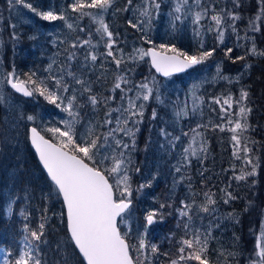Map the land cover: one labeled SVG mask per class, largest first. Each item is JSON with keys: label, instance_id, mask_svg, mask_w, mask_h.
<instances>
[{"label": "trees", "instance_id": "trees-1", "mask_svg": "<svg viewBox=\"0 0 264 264\" xmlns=\"http://www.w3.org/2000/svg\"><path fill=\"white\" fill-rule=\"evenodd\" d=\"M27 1L31 2L38 11L45 10L47 6H51L52 2V0ZM137 2L138 0H131V3L128 0H114L111 6L112 15L107 19V25L117 41L116 50L121 49L126 55L130 51L131 43L135 40V35L131 32L132 26L129 24V21L133 23L132 13L128 14L127 9H131ZM199 7L208 9V14L203 18L202 23L208 21L214 24L211 16L216 13L236 12L241 17L235 22L237 32L232 31V21L225 15L223 43L216 41V31L212 28L213 31L206 32L203 47L200 46L198 40L191 38L185 31L179 36L154 39L152 44H146L155 46L157 49L160 44L175 45L177 49L189 55L215 48L212 57L195 67L210 63L211 60H219L221 74L227 75L229 79L203 84L198 92L201 97L199 112L180 121L177 129L183 137L186 139L193 130L201 132L207 151L191 159V163L182 168L181 177L177 182L167 186L163 185L154 163L156 158L159 159L157 156L163 157L165 152L166 143L161 129H168V125L165 122L161 124L160 121L155 128L153 123L148 126L144 121L136 136L140 147L138 146L139 151L135 156L134 168H139L140 172L137 173L135 179L140 184L148 185L149 181L151 183L132 193L131 210L139 220H142L143 214L150 211V204L154 201L149 203L148 200L157 194L164 198L163 208L157 202L155 203L157 207L155 211L158 212V216H163V220L158 219L156 223L149 225L142 235L147 244H155L159 249L155 254L151 252L150 247L145 250V255L149 258L145 264H169L170 259L178 255L181 239L189 238L195 230L201 233L210 230L206 252L210 264H225V257H227V264H248L256 251V235L264 211V56L251 54L248 50L254 42L258 51H264V22H256L260 29L256 32L248 27V23L250 19L259 14L261 3L260 0H239V7H237L235 0H199ZM3 16V13H0L1 25L4 22ZM43 21L45 20L35 15L34 30H32L34 26L28 25L21 26L22 31L18 33L16 29L13 30L17 35L11 42L7 57L9 66H12L20 79H26L31 72L36 73L34 78L46 79L50 76V72L44 68L46 55L52 52V47L48 42L49 36L43 34L48 27L47 22ZM201 25L204 26V24ZM91 36L95 37L94 34ZM61 47L63 48L61 55L54 60V66L58 68L63 65L65 72L71 71L74 60L77 58L75 57L73 61L69 60V53L72 50L69 48L67 55H63L67 48L66 43H61ZM227 48H233V52L229 55H225ZM238 56H244L245 59L236 60ZM122 59L128 64L123 72L129 76L128 79H137V72L141 69L143 71L140 77L146 74L154 76L145 57L130 59L127 56ZM138 63L139 68L136 69ZM112 64L113 62L109 64V69L105 68L102 72L93 70L92 73L81 74L83 79L87 76L86 80L91 87L89 95H97L100 98L98 105H90L89 108L86 106L84 109L87 115L91 107L94 109L91 119L102 120L105 118V113L112 109V103H116L118 90L113 91L114 73L111 77L109 76L111 72L108 76L106 72L111 71V67L114 66ZM245 65L250 67H245ZM181 76V74L172 75V78L180 79ZM70 86L75 88L77 98L83 94L80 85L77 86L74 82ZM242 89L249 93L247 100L243 103L251 109V112L247 115L249 127L243 131L238 130L236 133L240 136L241 144L240 151L234 155L236 145L232 140L233 132L229 130L234 124L229 121L239 118L237 114L241 105L235 101L240 100ZM12 96L15 99L14 104L19 102L17 106H20L16 108V113L23 117L31 114L35 119L21 121V126L18 128L23 141V149L17 169L11 165L9 160L4 159L5 151H0V180L2 181L9 169H6V165H11L12 179L21 186L17 189L18 197L23 198L21 202H18V197L13 199L10 212L9 205L4 201L0 202V248L5 251V255L11 251V258H14L18 253V248H23L24 236L28 235L24 231V225L28 224L31 229H37L40 223H44L42 240L36 242L39 250L34 251L42 264H63L65 259L68 260V264H83L67 236L59 196L52 191V184L39 167L26 140V128L32 125L43 136L54 143L57 142L44 129L42 120L49 122L48 120L51 119L53 122L55 116L63 114V110L50 104L39 93L27 99L14 93ZM229 96L232 98L230 108L223 104L224 99ZM108 97H115V99H108L105 103ZM217 98L221 101L220 103L215 102ZM79 102L82 103V101L77 103ZM163 124H165L164 127ZM245 144L250 149L248 153L243 151ZM245 156L251 158L252 163L257 166L256 173L246 180L237 181L234 175H240L242 171H251L252 168L246 163ZM130 180L132 181L131 178ZM228 192L237 199L225 203ZM205 193H210L216 201L215 205L210 206L213 210L209 212L199 211L198 208L199 205L205 203ZM193 201L195 204L189 212L191 216L189 220V217L181 216L178 210L182 207L181 202L193 204ZM44 217L46 219H42ZM185 224L189 225L188 229H185ZM132 237H127L128 243L137 245ZM165 253L168 255H164ZM221 253L224 255L222 256ZM228 253H235V256H228ZM130 255L134 260L136 259L135 249H130ZM187 264H199V262L188 261Z\"/></svg>", "mask_w": 264, "mask_h": 264}, {"label": "snow or ice", "instance_id": "snow-or-ice-1", "mask_svg": "<svg viewBox=\"0 0 264 264\" xmlns=\"http://www.w3.org/2000/svg\"><path fill=\"white\" fill-rule=\"evenodd\" d=\"M9 6L16 4L23 5L31 12L38 15L45 21L64 20L65 15L63 12L57 13L53 9L47 11H38L33 7L31 3H27L26 0H8ZM131 3V0H128ZM199 6V0H196ZM114 0H73L69 5L73 12L79 13L80 17L89 16L98 24L96 31L101 34V37H107L106 48L107 56L112 57L117 68L123 62L122 58H117L113 52V45L115 40L113 39V33L110 31L109 26L104 21L103 13L107 12L113 5ZM261 8L258 15L249 20L248 27L253 31H259L257 21L264 22V0H260ZM188 0H177L174 12L173 22L180 21L182 17L178 15L181 13L185 6H187ZM235 4L239 7V0H235ZM160 4L157 0H150V3L141 11L142 16L151 18V10H159ZM91 10H97L95 12ZM208 14V9L201 8L193 14V24L199 25V22ZM227 15L232 21V31L235 33L237 29L235 22L241 17L236 12L216 13L211 16V20L215 24V31L217 40L223 43L225 36L224 16ZM129 24L133 28H138L139 24H133L129 21ZM69 28H72V24H68ZM213 31L212 28L208 29ZM196 35H200L197 30ZM247 35V34H246ZM239 39V36L237 37ZM15 39V34H13ZM147 43L152 44V40L148 39ZM78 44L80 46L90 45V40H83L71 43L70 47L75 49ZM202 47V45H201ZM159 51L155 46L147 50L137 49L136 54L140 59L145 56L151 57V64L155 70L162 73L165 77L170 76L174 72H181L185 69L192 68L196 65H200L207 59L213 56L215 48L207 51H200L198 54L189 55L187 52H182L177 49L175 45L160 44ZM173 53V55H167V52ZM251 54L264 56V51H258L255 43L248 50ZM233 52V48H227L225 55H229ZM248 53H246L247 55ZM75 58V53H69V60ZM231 58V57H230ZM236 60L245 59L244 56H238ZM85 60H91L95 62L97 55L90 52ZM235 62V61H233ZM245 67H250L245 65ZM52 65L49 64L48 69L51 70ZM60 71H63L61 68ZM219 74V66H218ZM67 75L75 80L76 84L83 87L85 92L91 93V87L85 86L86 82L82 79H78L75 73L68 71ZM35 72H31L27 75L26 79H20L15 75V72H10L7 78V84L11 86L16 92L22 93L26 97H32L36 93L44 97L50 104L55 105L57 108H61L68 114L69 119L61 120L60 123L64 126L50 127L48 132L52 133L57 142H53L51 139H45L43 135L38 132L36 127L31 128V144L34 146L36 152L39 155V160L46 169L47 175L50 178L54 191L58 196H62L63 204L66 206L67 216V230L69 233V239L73 242L74 247L78 249V254L83 257L86 264H145L148 261V256L145 255V250L150 247L153 254L157 253L159 249L155 244L149 245L146 243L143 236L138 239L137 245H130L127 241L128 233H122L119 225L126 223L124 217L130 213L132 200V187L130 183L129 165L131 164L130 156H126L123 150L129 149L130 145L124 143L123 140L116 138L117 133H122L124 136L131 137V148H135V132L138 128L129 127V122L138 125L143 118L144 104H137L136 100L142 99L148 101L153 93V88L149 87L147 83H141L138 85V94L135 99L127 97L128 106L126 108L121 107L117 109H109L105 113L104 121L99 125L103 127L105 125H112L113 120L111 113L116 111L119 115L115 118V127L109 128L107 132H97V125L89 123L85 131L79 134L80 143H77L76 125L80 122L79 112L77 109L81 107L77 103V96L73 92L72 96H65L63 93L69 91V85L64 81L63 75H51L46 79L34 78ZM51 82V86H50ZM128 80L124 75H116L113 85V91L120 89L125 95L121 96V100L126 98L127 92L132 91L130 88H124L122 85H127ZM249 93L241 90L240 100L235 103L241 105L239 107L238 119L235 121H229L234 126L229 130L233 132L232 140L235 142L234 155L240 151V136L236 133L246 130L249 125L247 123V115L251 112L250 108L244 105V101L247 100ZM108 99H115V97H108L105 99L107 103ZM159 100V95L156 96ZM3 100V96H0V101ZM89 102L96 106L100 103V98L97 95H89ZM216 103L221 101L217 98ZM224 105L229 108L232 106V98L229 96L223 101ZM227 111V109H223ZM187 111L177 112L176 116L187 115ZM156 111L153 110L152 117L156 118ZM137 118V119H133ZM34 116H27L28 121H33ZM200 127V126H198ZM223 130V129H222ZM195 132V130H193ZM161 134L168 136L169 134L161 129ZM188 135V133H184ZM201 135L196 133L192 137L193 143H190L187 148L184 149L185 160L191 163L188 159L189 155L192 157H198L201 152H206L203 142L199 148L194 147L196 136ZM112 139L113 143H109V139ZM173 140L178 141L180 137H174ZM171 143V141H170ZM174 146V145H173ZM120 149V151H117ZM243 151L248 153L250 149L245 144ZM246 163L251 165V171L244 172L240 175H234V179L237 181L246 180L250 176H254L256 173V165L252 163L251 158L245 156ZM87 161V162H86ZM106 161H111V165L108 167H102ZM180 169L177 168V171ZM136 172H140L139 168L135 169ZM116 177L115 185L109 182L110 176ZM141 184L139 188L149 186ZM119 191V197L116 196L115 191ZM205 203L198 206L199 211L209 212L213 209L210 206L215 205L216 201L212 198L210 193H205ZM225 203L230 200L237 199L232 193L228 192ZM182 203V207L178 210L181 216L189 217L190 210L193 208V204ZM161 208L164 207L162 204ZM9 212L11 211V205L8 206ZM23 215V212H21ZM119 218V219H118ZM46 219V217L42 218ZM144 228L147 231L149 225H153L157 220H163V216L159 215L157 211H150L145 216ZM44 223H40L37 229H31L28 224L24 225V231L28 233L23 240V248L19 251V254L15 258L12 257V252L9 251L4 258L3 264H42L39 256L34 254V251H38V244L44 235ZM185 229L189 228L188 224H185ZM210 238V230L206 233H201L199 230H195L189 238H182L180 241V247L178 249V255L176 258L170 259L169 264H187L188 261H197L199 264H210L207 258L206 252L208 247V241ZM59 247V245H58ZM255 257L250 261V264H264V222L261 223L260 236L258 242L255 245ZM130 249H135L137 257L134 260L130 255ZM164 255H168L165 253ZM223 256L224 253H221ZM228 256H235V253H228ZM63 264H68V260L65 259ZM225 264H227V257H225Z\"/></svg>", "mask_w": 264, "mask_h": 264}, {"label": "rangeland", "instance_id": "rangeland-1", "mask_svg": "<svg viewBox=\"0 0 264 264\" xmlns=\"http://www.w3.org/2000/svg\"><path fill=\"white\" fill-rule=\"evenodd\" d=\"M160 1L161 2L157 0V2L160 4L159 10H151L150 20L148 17L141 15L142 9H144L150 3V0H138V2L133 7H131V9H127L128 14L130 12L132 13L133 24H139V27L131 28V32L135 35V40L133 43H131L130 51L127 53V55L121 49L116 50L115 46L117 41L113 36L115 44L113 45L112 50L113 52L115 51V55L117 58H123L127 56H129L130 59L139 58L135 50H145L147 46H150L146 45L149 44L147 43L148 39L152 40L153 42L154 39H166L168 37L179 36L184 31L185 33L187 32L188 35L194 40H198L200 46H204L206 32L209 28H213L215 30V24H210V22L208 21H206V23H202L203 19L199 22V25L193 24V14L201 10V8L197 5L196 0H188L187 6H185L183 11L178 14L182 17V19L180 21H175V23L173 22V17L174 15H177L174 12L177 0ZM26 2L31 3L27 0ZM72 2L73 0H67L66 2L65 0H52L51 6L49 5L45 8V10H43L47 11L49 9H53L57 13L63 12V14L65 15L64 20L46 21L48 27L45 29L43 34L49 36L48 42L51 44L52 52L46 55V63L44 69H47L51 75H63L64 81L69 85V91L63 93V95L69 97L73 95V92H75V88H71L70 85L74 83L75 80L67 75L68 71L65 72V67L63 65L61 67L59 66L58 68H55L54 66V60L59 57V55H61V50L63 49L61 47V43H66L67 48L66 52L64 51L63 55H67L69 48L72 50L70 53H75V57L77 59L71 60H74V64L71 67V71L75 73L76 78L82 79L86 82L85 86L90 87V84L86 80L87 76L84 79L82 78V73H92L93 70H98V72L105 71V68L109 69V64L112 62V65H114L113 68L111 67V71H106L108 72L107 76L111 72L109 76L112 77V73H114L112 77V84L114 85L116 75H124L126 77V79L128 80V84L122 85V87L130 88L132 89V91L127 92L126 98L124 100H121V96L125 94L122 93L120 89H116L118 90V96L116 103H112L111 105L112 109H117L121 107L126 108L128 106L127 97L135 99L139 91L137 86L141 83H147L149 87H152L153 93L148 101H143L142 99L136 100V103L138 105L141 103L144 104L143 118L141 122L135 126L132 124L131 121L129 122V127L138 128V131L135 132V148H131V137L124 136L122 133H117L116 138L121 139L124 141V143H128L130 145L129 149H125L123 151L125 152V155L130 156L131 159V164L128 166V175L132 179V181L130 180V183L133 193L142 189L139 188V185L141 184L135 179L138 173L135 171L134 168L136 160L135 156L137 154V151H139L140 147L138 143L139 140H137L136 136L139 133L141 125H143L144 121H146V125L148 126H151V124L153 123L155 128H157L160 121L161 124L162 122H165V124L168 125V129L164 128V130L169 135L167 137L163 135L166 143L165 152L162 155L164 158L161 156H157L159 159L156 158L154 163L156 166L157 173L161 176V181L163 182V185L167 186L168 184L177 182V180H179V178L181 177L182 168L188 164V162L185 160L184 149L187 148L190 143H193L192 137L196 135L197 132L201 134L196 136V140L193 145L194 147L199 148L202 142L204 146L206 145L205 139L203 138L202 133L199 131L191 132L185 139L177 129L180 124V121L187 118L188 116H194L199 112L201 106V97H199L198 92L203 84L207 82H214L215 80H227L229 79V77L227 75L221 74L220 67L218 74L219 60H211L210 63H205L201 66L194 67L189 71L182 73L180 79H174L172 78V76L158 78V76L156 77L155 74L154 76L146 74L140 77V74L142 73L143 69L137 72V79H128L129 76L123 73L124 70L127 69L128 64L126 62H122L119 68H117L112 57L107 56V37L102 38L101 34L96 31L98 24L94 22L91 17L84 16L83 18H81L79 13L73 12L72 9L69 7ZM87 2H90V0H87ZM91 11L95 12L97 10ZM0 13H3L4 15L2 19L4 20V22L2 25L0 23V96H3V100L0 101V151H5L4 159L6 158L7 160H9L11 165H13L15 169H17L18 162L21 158L23 149V141L22 137H20L19 135L18 128L21 126V121L27 120V116L31 114L25 115L23 117L21 114H17L15 111L16 108L20 107L17 106L19 105V102L17 104H14L15 99L12 96L13 92H11L5 84L6 75L14 71L12 66H9L7 54L8 49L11 47V42L12 40H14L13 34H15L16 38V33L22 31L21 26L23 25L34 26V17L36 14L31 12L23 5L16 4L10 7L8 0H0ZM111 15L112 9L110 7L107 12L103 13L104 21L106 24L108 17ZM38 18L40 17L38 16ZM68 24H72L73 27L69 28ZM201 24H204V26H202ZM32 28V30H34L35 26ZM15 29L16 33L13 31ZM197 30L200 32V35H196ZM92 34H94V38H92ZM83 40H90L91 44L83 46H80L78 44L75 49L70 47L71 43ZM216 41L219 42L217 40V35ZM90 52H93L97 55V60L95 62H92L91 60H85V57ZM49 64L52 65L51 70L48 69ZM62 64H65V62H62ZM61 68H63V71H60ZM138 68L139 63L136 69ZM15 75L17 76V74ZM78 85L79 84H77V86ZM81 89L83 91V94L77 98V102L82 101L81 104L79 102V105H81V107L77 109V111L79 112L80 120V122L76 125L78 143L81 142V140L79 139V134L85 131L89 123L97 125V132H107L109 128L115 127V118L119 115L118 112L113 111L111 113L113 124L100 127L99 125L104 121L105 118H103L102 120H98L97 118L91 119V113L94 112V109H92V107L89 112L90 114L88 113L89 116L85 114L84 109L86 108V106L87 108H89V106L92 104L88 100L89 93L85 92L83 87ZM157 95H159V100L156 99ZM153 110H155L157 113L155 119H153L152 117ZM181 111H187L188 114L186 116L181 115L177 117L176 113ZM64 119H69V117L68 114L63 111V114L55 116L54 120H52L53 122H51V119L48 120L49 122H47L46 120H42L43 127L46 131L50 127H60L61 129H63L64 126L60 123V121ZM156 121L158 122L156 123ZM165 124H163L162 126L164 127ZM48 134L49 136L51 135L53 137L52 133L48 132ZM177 136L180 137V140H173V138ZM109 143H113L111 138L109 139ZM117 151H120V149H117ZM194 158L196 157H192L190 155L188 157V159L190 160ZM11 165H6V169H9L7 170L5 177H3L2 181L0 180V202L2 201L3 203L4 201L7 205L11 204L14 198L17 199V189L21 188L19 183L17 181H13L12 179L13 174ZM110 165L111 161H106L105 164L102 165V167H108ZM177 168H179L180 170L177 171ZM109 182L115 185L116 177L114 175L110 176ZM20 192H22V189H20ZM115 194L117 197H119V191H115ZM22 200L23 198H19L18 202H21ZM148 201L149 203L153 201V203L150 204V211H155V209L157 208L155 204L156 202L159 206H161L162 204L164 205V198L158 194L152 196V198ZM147 213H144L142 216V220H139L134 211L130 209V213L125 215L124 217L126 223H122L119 225V227L121 228V232H127L128 237L133 236L132 238L136 240L137 244L138 239L144 234L145 231L144 218ZM262 222H264V211L261 215L260 226L256 235V243L258 242V238L260 236ZM20 249L21 247L18 248V253L14 256V258L19 254ZM4 258L5 251L0 248V264H3ZM253 259H256L255 253L251 260ZM248 264H250V262Z\"/></svg>", "mask_w": 264, "mask_h": 264}, {"label": "water", "instance_id": "water-1", "mask_svg": "<svg viewBox=\"0 0 264 264\" xmlns=\"http://www.w3.org/2000/svg\"><path fill=\"white\" fill-rule=\"evenodd\" d=\"M149 48H152V46H147V47L145 48V50H147V49H149ZM157 50L159 51V49H157ZM166 54H167V55H173V53H171V52H167ZM146 58H147V62H148V64H149V67L152 69L153 73H154L156 76L160 77V78H165V76H164L162 73L157 72V71L155 70V68L152 66V64H151V57H150V56H146ZM194 67H195V66H194ZM194 67H192V68H194ZM192 68L185 69L184 71H181V72H174V73H172L170 76H172V75H177V74H182V73H184V72L189 71V70L192 69ZM168 77H169V76H168ZM7 78H8V74L6 75L5 84H6L7 88H8L11 92H13L14 94H17V95H19V96H21L22 98H25V99L30 98V97H26V96H24L22 93L16 92L14 89H12L11 86H10L9 84H7V82H6V81H7ZM33 127H34V126H32V125H28V126H27V128H26V140H27V143H28L29 147L31 148V150H32V152H33V154H34V156H35V159H36V161H37L39 167L41 168L42 172H43L44 175L46 176L47 180L51 183L50 178H49L48 175H47V171H46V169L43 168V165H42V163H41L40 160H39V155H38V153L36 152L34 146L31 144V131H30V130H31V128H33ZM38 132H39V131H38ZM40 134H41V133H40ZM41 135H42V134H41ZM44 137H45V136H44ZM45 139H48V138L45 137ZM59 199H60L61 204H62L63 215H64V219H65V230H66L67 236H68V238H69V233H68V230H67L66 206L63 204V198H62V196H59ZM69 240H70V239H69ZM70 242H71V241H70ZM71 244H72L73 247H74L73 242H71ZM74 249H75L77 255L79 256L80 260L82 261V263H83V264H86V261L83 260V257L80 256V255L78 254V249H76L75 247H74Z\"/></svg>", "mask_w": 264, "mask_h": 264}]
</instances>
